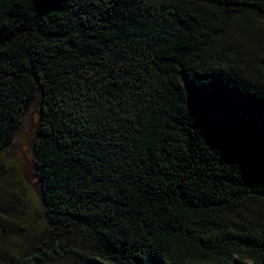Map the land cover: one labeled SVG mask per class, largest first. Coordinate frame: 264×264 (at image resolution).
I'll use <instances>...</instances> for the list:
<instances>
[{
  "label": "trees",
  "instance_id": "obj_1",
  "mask_svg": "<svg viewBox=\"0 0 264 264\" xmlns=\"http://www.w3.org/2000/svg\"><path fill=\"white\" fill-rule=\"evenodd\" d=\"M263 27L264 0H0V150L36 100L54 240L11 264H264Z\"/></svg>",
  "mask_w": 264,
  "mask_h": 264
},
{
  "label": "rangeland",
  "instance_id": "obj_2",
  "mask_svg": "<svg viewBox=\"0 0 264 264\" xmlns=\"http://www.w3.org/2000/svg\"><path fill=\"white\" fill-rule=\"evenodd\" d=\"M264 40V27L262 28ZM264 42V41H263ZM246 54L254 58L262 52L256 38L245 40ZM38 118V102L33 100L25 108L11 141L0 150V259L11 264L18 263L27 253L36 251L37 245L47 249L50 238L47 219L40 197V185L34 170L33 140ZM264 222V210L250 207ZM68 248L54 261L75 259L82 250L78 233L67 240ZM76 255V256H75ZM75 256V257H74ZM61 259H60V258Z\"/></svg>",
  "mask_w": 264,
  "mask_h": 264
}]
</instances>
